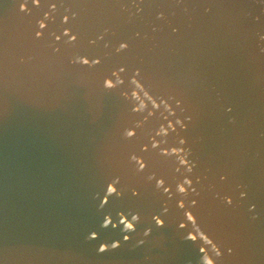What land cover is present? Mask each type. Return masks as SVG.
<instances>
[{
    "label": "water",
    "instance_id": "95a60500",
    "mask_svg": "<svg viewBox=\"0 0 264 264\" xmlns=\"http://www.w3.org/2000/svg\"><path fill=\"white\" fill-rule=\"evenodd\" d=\"M0 264H264V0H0Z\"/></svg>",
    "mask_w": 264,
    "mask_h": 264
}]
</instances>
